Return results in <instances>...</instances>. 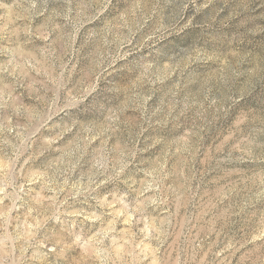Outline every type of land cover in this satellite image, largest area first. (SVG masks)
Here are the masks:
<instances>
[{
  "label": "rangeland",
  "instance_id": "1",
  "mask_svg": "<svg viewBox=\"0 0 264 264\" xmlns=\"http://www.w3.org/2000/svg\"><path fill=\"white\" fill-rule=\"evenodd\" d=\"M0 264H264V0H0Z\"/></svg>",
  "mask_w": 264,
  "mask_h": 264
}]
</instances>
